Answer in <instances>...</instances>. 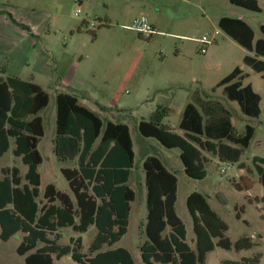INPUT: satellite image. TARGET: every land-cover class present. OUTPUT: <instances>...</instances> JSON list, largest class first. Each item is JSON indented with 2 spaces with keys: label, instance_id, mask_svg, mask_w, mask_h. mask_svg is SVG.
<instances>
[{
  "label": "rangeland",
  "instance_id": "1",
  "mask_svg": "<svg viewBox=\"0 0 264 264\" xmlns=\"http://www.w3.org/2000/svg\"><path fill=\"white\" fill-rule=\"evenodd\" d=\"M44 1L0 0V6L4 3L16 5L11 9L16 17L45 21L44 25L35 26L40 34L35 37V45L31 46L30 38L26 41L28 53L17 60V68L10 64L6 71L0 70V77L12 74L35 80L50 94L48 105L39 111L45 126L38 144L43 155L38 166L41 190L53 182L74 196L62 167L77 166L78 160L61 159L54 151L57 93L76 92L80 99L87 96L90 102L97 99L106 104H117L120 111L113 107L99 109L103 117L124 118L130 125L136 157L128 182L135 189L136 197L131 201L128 230L114 246L127 247L136 264H145L141 244L147 237L148 206L143 162L149 153H153L178 176L176 210L185 222L188 240L194 247V222L187 197L195 190L205 194L212 208L227 221L226 234L231 239L253 235L258 241L255 246L243 250L216 245L199 264H224V259H240L257 251L262 252L259 264H264V183L252 161L254 155L264 156V76L244 63L246 49L233 43L219 26L221 15L241 16L253 26L256 37L263 36L264 0H260L261 11L236 5L230 0H108V6L97 2L89 14L82 10L79 15L75 14L76 2L71 8L58 12ZM31 4H36V11H33L34 6H29ZM142 13L150 20L152 17L158 20L155 31L141 32L131 26L133 19ZM84 18L96 20L97 26H90ZM63 20L81 33L74 38H64ZM204 35L209 38L215 35L216 40L206 44L202 39ZM205 45L206 52L201 49ZM66 51L74 53L77 61L67 80L61 81V61ZM237 63L250 72L245 81H251L263 94L262 111L258 116L244 113L238 101L226 96L222 86H215ZM198 93L204 98L221 100L231 110L238 132H243L247 123L255 126L250 144L244 148L238 162L224 161L217 153L204 150L207 174L203 178L185 172L180 147H167L155 138L142 136L138 129L139 121L150 119L159 104L169 108L163 122L179 129L186 103L193 101L199 105ZM15 145V138L11 137L9 149L0 155V163L1 166L17 165L24 174L28 165L14 153ZM240 161L246 163L244 168L239 166ZM249 166L252 173L246 170ZM243 174L253 180L250 188L238 186ZM97 230L95 225L85 232L65 226L58 239L61 243H70L81 237V249L88 252ZM20 241V234L7 240L0 237V264H27L25 255L17 251ZM54 257L56 264H81L71 254L60 259Z\"/></svg>",
  "mask_w": 264,
  "mask_h": 264
},
{
  "label": "trees",
  "instance_id": "2",
  "mask_svg": "<svg viewBox=\"0 0 264 264\" xmlns=\"http://www.w3.org/2000/svg\"><path fill=\"white\" fill-rule=\"evenodd\" d=\"M248 9L261 11L258 0H230ZM12 20L24 28L30 26ZM85 21V20H84ZM87 23V21H85ZM219 26L253 54H246L244 62L264 76V36L255 40L253 27L241 17L223 15ZM264 34V24L261 25ZM5 70L4 66L0 67ZM247 74L237 65L215 86H223L227 97L236 100L242 111L258 116L262 95L252 83H244ZM214 86V87H215ZM199 105L189 101L179 122V132L163 122L169 108L159 104L150 119H141L139 133L152 137L167 147H180L185 172L196 178L207 174L204 150L217 153L224 161H239L250 144L255 126L247 123L238 132L231 110L216 98L196 95ZM50 95L39 83L18 75L0 77V155L15 138L14 153L28 165L22 174L17 165H3L0 169V237L9 239L20 234L18 253L25 255L27 264H56L64 255L81 264H136L132 252L125 246H114L127 232L131 201L136 197L129 184L136 151L130 125L103 117L80 102L78 93L59 91L56 95V135L54 151L61 159L77 158V166H63L74 196L61 190L53 182L41 190L38 169L43 155L38 147L45 133L44 120L39 111L48 105ZM110 109V107H104ZM264 183V156L252 159ZM244 161L239 166L244 168ZM147 187L146 239L141 244L145 264H199L216 245L227 249H249L257 244L251 235L236 240L226 234L227 221L210 205L200 191H192L187 205L194 222L195 247L188 240L187 227L176 210L178 176L156 154H148L143 162ZM251 172V166L246 168ZM250 188L253 180L248 174L237 182ZM237 215L241 217V213ZM97 227L88 252L83 251L82 238L61 243V228L85 232ZM218 237L217 240L214 238ZM257 251L240 259H224V264H259Z\"/></svg>",
  "mask_w": 264,
  "mask_h": 264
},
{
  "label": "crops",
  "instance_id": "3",
  "mask_svg": "<svg viewBox=\"0 0 264 264\" xmlns=\"http://www.w3.org/2000/svg\"><path fill=\"white\" fill-rule=\"evenodd\" d=\"M76 2V4H80L81 6V12L82 10H85L86 14H89L90 11H92V9H94L93 4H96L97 2L100 3V5H104V6H108L109 2L108 0H45L44 3L48 4V6L52 7V9L58 11V12H62L64 11L66 8L68 7H72L73 4ZM260 6L262 7L261 1L258 0ZM237 5V4H236ZM14 3H4L3 5L0 6V67L4 66L6 68V70L8 69V67L10 66V64H14V68H17V60L20 58H23V56L28 53L25 49H26V41L29 40L30 38V43L31 46L33 45V42L35 40L36 36H39V32L37 31L35 26H41L45 24V21L43 19L41 20H23L22 18L16 17L15 14L11 11V9L14 8ZM34 6L33 11H36L35 7L36 4H31L29 5ZM47 7V6H46ZM43 9H45V7H42ZM263 9V8H262ZM7 11L12 12L13 16L21 21L24 22L26 24H28L30 26V29L24 28L23 26H21L19 23L15 22L14 20L11 19V17L8 15ZM223 15L220 16V18ZM229 16H233V17H241V16H235V15H229ZM242 19H244L243 17H241ZM85 21H88L87 19L84 18ZM245 20V19H244ZM153 26L156 29V23L158 22L157 19L153 18L151 19ZM246 21V20H245ZM248 22V21H247ZM249 23V22H248ZM250 24V23H249ZM264 24V23H262ZM261 24V25H262ZM251 25V24H250ZM252 26V25H251ZM253 27V26H252ZM221 28V27H220ZM254 29V28H253ZM62 30H63V34H64V38L69 39V38H74L77 33H81L80 30H78V32L74 29V27H72L71 25H68L66 23V21L63 20V24H62ZM221 30L226 33L227 37H229V39L235 43L236 45H241L242 47H244L246 49V52L244 53L243 56V61H244V57L246 54H253L252 51L248 50L244 45H242L241 43H239L236 39H234L231 35H229L227 32H225L222 28ZM255 31V29H254ZM263 33V32H262ZM264 36V34H263ZM263 36H259L256 37V32H255V40L263 37ZM35 45V44H34ZM33 45V46H34ZM74 54V53H73ZM71 52L66 51L64 53V59L63 61H61V72L62 74L60 75V80H67V77L69 75V73L71 72L72 68L74 67L75 63L77 60H75V56L73 55ZM76 54V53H75ZM245 63V62H244ZM246 64V63H245ZM237 65L241 66L240 63H237L234 65V67L230 70L232 71ZM247 65V64H246ZM243 69V72H245L247 75L245 76L248 77L250 75V72L245 70V68L243 66H241ZM10 69V68H9ZM1 70V69H0ZM259 72V71H258ZM227 75V74H226ZM2 76V75H1ZM224 77V76H223ZM222 77V78H223ZM23 78V77H22ZM245 78L243 79L244 83H252L251 81L246 82ZM27 79V78H25ZM221 79V78H220ZM219 79V80H220ZM218 80V81H219ZM35 81V80H33ZM217 81V82H218ZM36 82V81H35ZM38 83V82H37ZM40 84V83H39ZM217 84V83H216ZM215 84V85H216ZM41 85V84H40ZM253 87L259 91L254 84L252 83ZM42 86V85H41ZM222 86V85H220ZM43 87V86H42ZM223 87V86H222ZM44 88V87H43ZM214 88V87H213ZM45 89V88H44ZM46 90V89H45ZM224 92V90H223ZM72 93H76V92H72ZM225 93V92H224ZM50 95V94H49ZM262 95V99H261V108H262V101H263V94ZM227 96V95H226ZM210 98V97H209ZM50 101V100H49ZM80 102L89 106L90 108L96 110L97 112H99L101 114V110L100 108H104V107H113L116 108V110H119L118 105H114V104H106L103 103L97 99H93L91 102L88 99L87 96L83 97L82 99H80ZM189 102V101H188ZM187 102V103H188ZM186 103V104H187ZM116 106V107H114ZM186 106V105H185ZM185 108V107H184ZM184 111V110H183ZM122 112V111H121ZM123 113V112H122ZM102 115V114H101ZM183 115V113H182ZM233 117V116H232ZM111 119H114L112 117H109ZM182 118V117H181ZM233 119V118H232ZM116 120V119H114ZM118 120V119H117ZM181 120V119H180ZM118 121H124V118L119 119ZM125 122V121H124ZM180 122V121H179ZM234 122V121H233ZM170 125V124H169ZM172 126V125H171ZM173 127V126H172ZM175 130L179 131V132H183L180 128L176 129L174 127ZM143 136V135H142ZM146 137V136H144ZM146 138H152V137H146ZM153 139V138H152ZM135 149V148H134ZM181 153V152H180ZM150 154V153H149ZM74 167V166H73ZM130 179V178H129ZM67 192V191H66ZM254 239V236L251 235ZM256 242H258L256 240ZM243 250V249H242ZM243 257V256H242Z\"/></svg>",
  "mask_w": 264,
  "mask_h": 264
},
{
  "label": "built area",
  "instance_id": "4",
  "mask_svg": "<svg viewBox=\"0 0 264 264\" xmlns=\"http://www.w3.org/2000/svg\"><path fill=\"white\" fill-rule=\"evenodd\" d=\"M81 12V6L80 4H78V7L75 10V14L79 15ZM97 21L96 20H89L87 21V24H89L92 27L97 26ZM132 27L136 28L137 30L141 31V32H147V33H151L153 31H155V27L153 26L152 21L150 20L149 16L147 14H139L137 15L134 19H133V23L131 24ZM203 41L208 44L214 40H216V36L212 35L211 38H209L207 35L203 36ZM202 51L206 52L207 50V45L202 46ZM222 170H225V167L222 168Z\"/></svg>",
  "mask_w": 264,
  "mask_h": 264
},
{
  "label": "water",
  "instance_id": "5",
  "mask_svg": "<svg viewBox=\"0 0 264 264\" xmlns=\"http://www.w3.org/2000/svg\"><path fill=\"white\" fill-rule=\"evenodd\" d=\"M192 239H194V238H192Z\"/></svg>",
  "mask_w": 264,
  "mask_h": 264
}]
</instances>
